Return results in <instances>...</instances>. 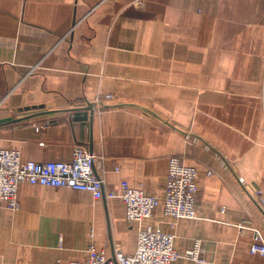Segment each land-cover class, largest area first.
<instances>
[{"label": "crops", "instance_id": "obj_1", "mask_svg": "<svg viewBox=\"0 0 264 264\" xmlns=\"http://www.w3.org/2000/svg\"><path fill=\"white\" fill-rule=\"evenodd\" d=\"M143 1L0 0V144L36 161H70L81 144L107 187L128 180L160 197L180 156L198 168L200 218L161 206L148 222L174 221L181 251L201 239L204 260L174 264H264L239 227L264 232L250 196L264 203V0ZM98 99L101 110L75 119ZM19 201L0 207V264L84 259L92 231L108 257L116 240L137 249L121 199L23 182Z\"/></svg>", "mask_w": 264, "mask_h": 264}, {"label": "built area", "instance_id": "obj_2", "mask_svg": "<svg viewBox=\"0 0 264 264\" xmlns=\"http://www.w3.org/2000/svg\"><path fill=\"white\" fill-rule=\"evenodd\" d=\"M131 5L144 6L143 0H132ZM112 97L111 93L106 94ZM99 100V99H98ZM44 124H35L40 130ZM96 155L86 146L77 144L70 161L25 159L20 147H8L0 144V207L2 205L20 209L19 186L23 182L58 188H71L90 192L95 200L121 199L126 205V218L129 222L139 223L138 245L135 252L126 253L119 241L113 243V254L106 255L105 250L97 249L94 241L89 243L88 255L84 259L64 262L61 258L55 264H174L181 257L193 261H203L200 256L201 239H196L184 251L175 245V222L169 228L153 224L148 220L159 207L172 219L200 218L197 209L199 195L198 168L172 155L168 160L165 193L162 197L146 193L128 180H121L116 187L106 186L103 176L95 170ZM118 171V167L115 169ZM213 172L209 170L207 175ZM242 235H251L250 252L252 255H264V232L258 226L239 224ZM222 264V263H212Z\"/></svg>", "mask_w": 264, "mask_h": 264}, {"label": "water", "instance_id": "obj_3", "mask_svg": "<svg viewBox=\"0 0 264 264\" xmlns=\"http://www.w3.org/2000/svg\"><path fill=\"white\" fill-rule=\"evenodd\" d=\"M85 104H86L85 108L74 112L75 119L87 118L89 114L92 117L95 110L97 109L101 110L104 107L101 100H94V101L87 100ZM145 111H147V114H149L150 116L162 120L157 111H148V110ZM16 121H18V119ZM165 123L171 126L172 128L181 131L183 135H185V137L191 141L197 142L200 140L199 135H196V133L191 132L188 129L185 130L184 128H181L180 125H177L176 123L173 122L170 123L169 121H165ZM250 196L264 215V203L261 200V198L258 197L256 194L254 195V193L250 194Z\"/></svg>", "mask_w": 264, "mask_h": 264}]
</instances>
